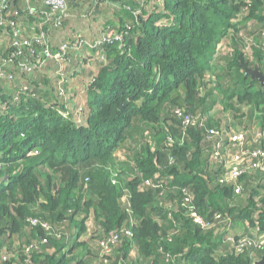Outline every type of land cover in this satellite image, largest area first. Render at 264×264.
<instances>
[{"label":"trees","instance_id":"1","mask_svg":"<svg viewBox=\"0 0 264 264\" xmlns=\"http://www.w3.org/2000/svg\"><path fill=\"white\" fill-rule=\"evenodd\" d=\"M45 1L0 0V264H253L193 214L253 222L261 191L249 174L241 194L220 182L206 130L221 129L214 111L264 131V86L246 74H264V0ZM105 12L120 22L52 45L51 30ZM82 50L90 67L73 63Z\"/></svg>","mask_w":264,"mask_h":264},{"label":"built area","instance_id":"2","mask_svg":"<svg viewBox=\"0 0 264 264\" xmlns=\"http://www.w3.org/2000/svg\"><path fill=\"white\" fill-rule=\"evenodd\" d=\"M45 2L52 7L54 13L57 12L56 14H60L59 12H64L66 10V0H46ZM51 16L52 15L50 14H46V17H43V20L49 21L52 19ZM41 38H44L43 34L41 35ZM85 41L88 40L85 39ZM24 43L28 44V41H25ZM66 46L67 44L64 43L61 45L63 49ZM44 53L48 58L47 60H56L59 58L58 54H53L49 49H45ZM175 114L184 127L189 126L195 120H199L202 126L205 125L204 120H200L197 117L195 118V116L185 113L182 109H177ZM206 131L209 138H216V147L211 156L221 165L222 171H224L219 179L220 182L231 184L235 193L241 194L244 190L243 178L246 175L254 171L264 173V146L259 145L263 142L264 131L262 129H257L254 126L249 129L232 132L224 130L223 128L217 129L216 127L207 128ZM227 148L232 149L229 151ZM144 182L146 185H151L153 183L151 179H146ZM254 199L258 207V203L261 204L262 199L256 196ZM187 200L190 201L191 198H188ZM193 217L194 221L204 228L214 227L215 230L222 229V232H229L228 225L231 222L230 215L224 218L221 217V215H218L216 218L218 220L217 224L207 222L202 216L196 213L193 214ZM256 223L260 231V219H257ZM227 240L233 241V238L227 236ZM249 249L250 251L251 249L264 250V230L258 238L250 236L238 237L237 240H234L231 252L238 254Z\"/></svg>","mask_w":264,"mask_h":264},{"label":"crops","instance_id":"3","mask_svg":"<svg viewBox=\"0 0 264 264\" xmlns=\"http://www.w3.org/2000/svg\"><path fill=\"white\" fill-rule=\"evenodd\" d=\"M44 2V0H42ZM120 13L118 12V15L116 14H110L109 12H105L101 14V18H96L94 21H85L82 19V17L78 16L72 21L67 23L66 27L61 29V30H51L50 35H51V42L52 45L55 47V49L58 48V46L61 44V42L65 41L66 39L70 38L71 35L73 34V32H81L83 34V36H85L86 38H88V40L90 41V39H95L96 37L99 36L100 32L103 30L102 26L105 23L108 24H114V23H119L120 22ZM59 37H61L60 39H58ZM58 41H60L58 43ZM78 53L80 54V56H82V58L75 56L73 57V63L79 61L80 59H86V66L90 67V63H92V58H89L90 55H86L84 56L87 51H78ZM84 54V55H83ZM72 63V64H73ZM49 64V63H48ZM47 64V65H48ZM83 64L80 66L82 69ZM72 67H74L72 65ZM87 73L85 74L90 75V73L92 72V70L87 69ZM74 71H80V69L78 67H74ZM82 73V72H81ZM48 78H52V76H54V71L53 70H48L47 73L45 74ZM84 75V76H85ZM76 77L74 78V83L75 82H82V80H84V78L86 77ZM75 86V84L73 85ZM76 88V87H74ZM212 118H213V122L217 123L218 126H220V128H223L224 130H227L226 127V123L229 124V127L231 126V123L226 119V117H224L225 115L223 114H216V112L213 111L212 113ZM200 120H204L205 121V125L206 126V121H207V116H199L198 117ZM233 128H236L235 126H231ZM253 127V126H251ZM251 127H246V129H249ZM245 127H243L242 129H244ZM236 130H239L236 128ZM234 130V131H236ZM241 130V129H240ZM232 148H227V150L231 151ZM219 164V163H218ZM220 168L222 169L221 165L219 164ZM248 179V183L251 182L254 187H257L258 190L261 191L260 194L257 195L256 193V197H259L262 200V203H258V207L256 204L257 209H255L252 219L253 222H251L249 219H246L245 221H237V218L235 216L230 215L231 217V222L228 225V233L222 232V229H218L215 230L217 233L221 232L222 235V239L224 243H228V248L226 249V252L229 253L232 251L233 249V245H234V239L233 241L231 240H227V236L228 237H244V236H250V237H256L258 238L261 234L262 231H259L258 227H257V223L256 220L261 218V214L264 211V189H262V187L264 186V173L260 172V176L256 179L253 178V172L250 173L247 177ZM244 183H246V179L244 180ZM259 223V222H258ZM231 230V232H230ZM233 231V232H232ZM250 255L253 258V264H255L256 261L260 260L262 258V256L264 255V253L262 252V250H252L250 251Z\"/></svg>","mask_w":264,"mask_h":264},{"label":"rangeland","instance_id":"4","mask_svg":"<svg viewBox=\"0 0 264 264\" xmlns=\"http://www.w3.org/2000/svg\"><path fill=\"white\" fill-rule=\"evenodd\" d=\"M61 37H59L58 39H60ZM84 40L86 39V40H88V38H86V37H82ZM60 41H58V43H59ZM220 47H221V45L219 44V47H218V51H220ZM245 110H247V108H245ZM216 114H220L219 112H216ZM224 117H226V119H227V115L226 116H224ZM243 122H246L247 121V118H245L244 120H242ZM226 127H227V130L228 131H230V132H232V131H234V130H236L235 128H233V127H229V124L228 123H226ZM244 129H246V127L244 128ZM242 130V129H241ZM236 131H238V130H236ZM117 156H119L120 158H121V160H125V158H126V160H127V157H126V155L125 154H123L121 151H118V154H116ZM125 160V161H126ZM123 165L122 164H116L115 166H109L108 168H111V180H112V182L114 183V184H118L119 183V180H124V181H126V179H125V177L124 176H122V175H120V174H118L117 172L121 169V167H122ZM124 181H122V183L120 184V186H121V189H123V190H125L126 189V187H125V182ZM88 236H91L90 234H88ZM89 244H90V247L93 249V241H89ZM105 249H107V250H109V247H106Z\"/></svg>","mask_w":264,"mask_h":264},{"label":"water","instance_id":"5","mask_svg":"<svg viewBox=\"0 0 264 264\" xmlns=\"http://www.w3.org/2000/svg\"><path fill=\"white\" fill-rule=\"evenodd\" d=\"M250 74L252 79H257L262 86H264V74L260 70L259 64H255V67L253 69H248L246 74ZM255 264H264V255L262 258L255 262Z\"/></svg>","mask_w":264,"mask_h":264},{"label":"clouds","instance_id":"6","mask_svg":"<svg viewBox=\"0 0 264 264\" xmlns=\"http://www.w3.org/2000/svg\"><path fill=\"white\" fill-rule=\"evenodd\" d=\"M89 41V40H88Z\"/></svg>","mask_w":264,"mask_h":264}]
</instances>
